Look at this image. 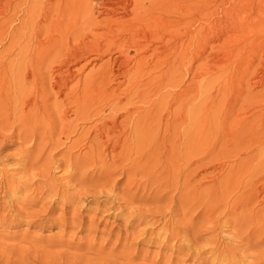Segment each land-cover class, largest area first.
I'll return each instance as SVG.
<instances>
[{
    "label": "bare ground",
    "instance_id": "bare-ground-1",
    "mask_svg": "<svg viewBox=\"0 0 264 264\" xmlns=\"http://www.w3.org/2000/svg\"><path fill=\"white\" fill-rule=\"evenodd\" d=\"M1 1L0 179L4 177H2L1 174L6 173L7 169H5V165H10V167L12 166L10 163L11 160L9 159L10 162L7 161L8 157L10 156L9 153L2 154L1 151L4 147H7H3L1 145L10 139L12 142H9L10 144L8 146L13 145V141H19L17 150L20 154L15 153V156H18V158L15 160L16 162L14 161V164L18 167L20 166L25 171H27V166L31 167V169L28 168V170L32 171V166L38 164L37 160H40L41 157L43 159L45 156H43V154L49 147H52L53 150L55 149L56 151L59 147H65L67 148V152L63 153L61 150L63 153L62 156L66 157L68 155L70 157L73 156V154L71 155L70 151L77 149L82 141L81 137L73 140L71 137L77 133H94V137L90 136L93 138L92 140L89 141L87 139V143H89L87 150L90 152V154L88 156V153L86 152L85 154L88 156L86 158L84 157L86 155H83L84 160L86 159L84 162H88V164L90 162L92 165H94V163H96L95 165H98V163L101 162L100 165L102 164V167L100 168V171L102 169L108 178L113 177L111 176V172L117 169L114 167H116V163H119L118 165H121L122 170H118L119 172L123 171L126 174L128 173V179L126 180H129V183L133 182L139 174H144V177H147V181L149 182V180H154L153 183H155V186L157 184L158 188L166 185L162 191L169 193L168 189H177L178 185L176 183L174 184L173 182L174 178H177L178 180L179 176L177 177L175 174L177 175L176 171L179 170V167L181 166L180 163L185 162L183 169L187 174L183 176L185 179L183 182H181L182 185H180V191L185 192L184 194L186 197H183L185 198V202L189 204L190 202L192 203L196 201V199H199L201 202L203 199H205L208 202H213V204L216 202L214 204L215 206L213 205L214 207H224H220L221 210L231 209L230 213L232 216H234V212H236L238 209L250 207L254 200H257L261 193H264V177H260L262 178L261 181H259V179L257 181L256 179L254 181L253 179H246V182H241L238 180L229 179V173L220 181L217 180V177L215 178L214 175L211 176L210 174L204 175L201 179L199 178L200 180L197 179L198 176L210 169L211 162H205L206 160H204L205 157H208V155L204 157L203 154L201 157H199L197 152L198 134L196 133V129H198V127H196L197 119L194 115V110H196L195 100L198 99L196 97L198 94L196 93L197 95H195V90L197 88L195 84L196 76L194 74L190 83L187 86H184L183 89L179 87V83L182 81L177 80L181 71H186L192 76L193 72L198 68V61L204 55L209 58L212 54L215 53L217 55L218 53L219 56L220 53L219 51L216 53V48L220 47V49H223L233 38H237L239 34L252 31L253 27L247 26L248 24L246 25L243 21L244 10L242 7L245 5L244 0H54V2L49 0ZM92 1H94L96 5H99L100 10L98 12L95 11V7L90 6V2ZM70 5L77 7L71 8L69 7ZM53 32L54 35L52 34ZM71 42H75V44L72 46ZM6 43L7 45L5 46ZM230 47L231 46H229V49ZM224 51L225 50H223L222 54H224ZM230 54L232 55V53ZM106 55H110V57L97 67L92 66V62L89 64L83 63V66L80 64L82 61H88L91 56H94L91 59L94 62V60H102ZM204 59H206V57ZM79 64L81 67L79 70H77ZM88 65H91L92 68L89 69L82 79L80 78L73 83L74 79H76L74 76L75 69L76 72L81 71ZM244 76L246 77V73ZM240 81L244 84L243 86L246 88L247 93L245 98L243 96L244 99L242 98L239 100L241 102L240 105H249L252 100L253 102H258L255 100L257 97L258 99L259 97L261 98V91H255L260 94H258L259 96H256L257 93L254 95L253 92L256 87L258 88V86H262V84H264L261 82V78H248L245 83L242 79ZM114 83H117L119 86L125 84V89L121 91V87H113ZM238 84L240 86L239 82ZM223 86V89H227L225 83ZM169 88H173L175 92L172 94L168 90ZM243 91L239 92L237 100L233 99L235 101L232 103H237L238 98H240V93L243 94ZM236 94H238V92ZM61 96L62 98H59V100L58 97ZM168 98H170L171 101H174L173 104H169L170 100H168ZM182 98H186L185 107L179 106V108L177 107L176 109H173L172 106L174 103H179ZM51 99H54L52 104H50V102H52ZM219 102H221V100ZM235 104L233 107L231 105L232 108L230 107L232 113L235 110L234 108L237 106V104ZM183 108H186V110L188 109L187 112L185 109L183 112ZM258 108L259 106L255 107L252 105L251 109H246L244 113L242 112L243 114L241 113L242 116H240L241 114L236 113L237 116L235 115L234 117H232L234 114H231V110H229L227 115H232V119H235L236 117L238 121L235 123V127H233L235 130L232 133H234V135L237 133L235 137L233 136L235 139L233 142L237 141L236 143L241 145L240 147L242 150L248 151L247 153L250 154L251 158V153L253 152L251 147L254 145H262V141L260 138L256 137V133L260 134L261 131H264V109L258 110ZM240 109L241 108H239V110ZM105 110H109V117L107 116V120L101 117ZM166 116H170V118L173 116L172 124L175 121H180L181 123L183 120L184 122H189V127L186 130L187 133H185L186 137L185 135L178 133L180 132L179 130H183L182 124L180 123H178L177 126L174 125L175 133L173 136H166L168 138L165 136H160L159 133L163 128L167 129L169 122L171 121L168 117V119L165 121ZM100 117L103 119V121L101 120V126L94 125L88 128L89 130L86 132H84V129L79 132V129H81V123L91 120L94 121L95 119L99 120ZM120 117L121 119L123 118V120H119L118 122ZM214 123L212 121V124ZM37 133L39 135L41 133H49L48 139L50 138V142L48 143V140L46 139V142L39 146L42 142L40 143L41 139H39ZM54 133L59 135L57 136ZM96 133L100 134L97 135ZM125 133H133V135L131 138H129V136L127 135V137ZM262 133L264 134V132ZM43 134L40 135V138H42ZM53 134L57 137H55ZM182 134H184V130L182 131ZM60 135H64V137L62 136L63 139ZM112 136H114V142L112 141ZM37 137L39 139V145L37 148H39L40 151H37L35 148L37 145ZM44 137L46 138V136ZM44 137L43 141L45 139ZM85 137H88V135ZM101 137H105L103 138L104 140L100 139ZM182 137L185 141V144L183 143L185 145V156L182 154L185 158L183 159L179 156V153H182L180 152L182 147L181 150H179V143L183 140ZM131 140L135 141V147H132ZM233 142L231 141V143ZM25 143H28L29 147H24ZM102 143H107L105 146V153H108L107 151L109 149H111L109 152L111 153L120 148V151L117 150L118 154L116 158H114V154L112 157H110V164L105 162L106 154L103 153L101 149L95 153V150L100 148ZM250 143H253V145ZM246 144H248L247 147H245ZM33 146L34 149L39 152L34 156L32 155L34 153L31 154L32 151L30 149L31 147L33 148ZM52 148L48 149L49 152L53 151ZM102 149L104 150V147ZM164 151H167L166 155H164ZM49 152L47 154H49ZM64 154H66V156H64ZM259 155L263 154L259 153ZM51 156H48L49 160ZM256 156L258 157V155ZM77 157H79V155ZM81 158L79 159L81 160ZM72 160L67 163H61L65 164L67 168H70L68 170H70L69 172L71 174V167L74 165L75 168L76 165H80L79 162L76 164L73 162L74 164L72 165ZM47 161L48 160H45V163L43 162L42 164H47ZM39 162L41 163L42 161ZM86 163L84 164L86 165ZM163 163H166V165H163ZM42 164H38L37 166H43ZM54 164L57 166L56 163ZM263 164L264 160L261 163H257L258 168H256L255 173H259V170H262L261 168L263 167ZM92 165H90V167ZM80 166H82V164ZM161 167L162 171L158 172V168ZM111 168H113V170L110 171ZM212 168L213 167L211 166V169ZM118 170H116L117 172L115 175L118 173ZM182 172L180 171L178 174H181ZM28 173L31 174L30 172ZM84 173L82 175H84ZM104 174H102V176ZM85 176L86 175H84V177ZM5 177L8 180L6 175ZM42 177L41 179H46L47 176H44L43 178ZM97 177H99V175ZM104 178L107 177L105 176ZM171 179L173 182H171ZM11 180L10 181L12 183L13 179ZM79 180H77V182H79ZM110 180L111 179L104 181L100 180L101 182L98 180L96 181L102 185H109ZM80 181L82 182L83 180ZM85 181L87 182V180ZM105 181L109 183L106 184ZM113 181L114 180H112V182ZM29 182L30 181H28V188L30 187L29 185H32V181L30 182L31 184ZM40 182L42 183V181ZM43 183L45 182L43 181ZM129 183H127V186H129ZM149 183H145V185H148ZM53 184H56L55 181ZM47 185L48 184H46V186ZM9 186L12 189H15V187H12L11 185ZM53 186L49 187V190L52 188H58ZM75 187L76 186L73 188ZM42 188L45 189L46 187L42 186ZM63 190L64 189H62V191ZM177 190V193H179V189ZM13 191L14 190H12V193ZM157 191L158 189L155 192L157 193ZM235 191L241 192L239 195L237 194L236 200L234 199L236 204H234L231 200L232 204L234 205H230L232 207L228 208L230 201H228V199ZM55 192H57L56 189ZM83 192L81 191L82 195H85ZM12 195H15V193ZM173 196L171 197L172 200L174 199ZM62 197L63 199L66 198H64V195ZM67 200H69L68 197ZM240 201L242 202L240 203ZM260 201L263 200L260 199L258 202ZM171 202L172 201L170 200V203ZM180 203L181 202H179V204ZM127 206L129 205L127 204ZM191 206L186 205L187 211L191 208ZM237 207L239 208L237 209ZM184 213H186V211ZM30 214L27 216L29 217ZM239 214L241 215L239 222L237 221V227L239 224H245L247 222L252 223V221L255 219H258V221L264 223V207L263 211L260 210L257 214ZM166 222L168 223V220ZM254 222L256 223V220ZM260 222H258L256 225L259 226ZM247 224L246 226H248ZM240 226L241 225H239V228H241ZM240 239L242 238L240 237ZM123 251L124 250H122V252Z\"/></svg>",
    "mask_w": 264,
    "mask_h": 264
},
{
    "label": "rangeland",
    "instance_id": "rangeland-1",
    "mask_svg": "<svg viewBox=\"0 0 264 264\" xmlns=\"http://www.w3.org/2000/svg\"><path fill=\"white\" fill-rule=\"evenodd\" d=\"M49 1L54 2V0H49ZM244 2L245 5L244 7H242V9L244 10L243 21L246 25L248 24L247 26L253 27L252 31H249L244 34H239L238 37L233 38L225 48L223 49L221 48L222 50L220 49V47L216 48V53L219 51L220 57L218 56V53L217 55L215 53L212 54L209 58L204 55L198 61V68L197 69L195 68L196 70L194 69L195 71L193 72L192 76L189 75L186 71H181L177 79L182 81L181 83H179V87L183 89L184 86H187L190 83L194 74L196 76L195 84L197 88L195 90L196 91L195 95L198 94L196 96L198 99L195 100L196 110H194L195 112L194 115L196 116L195 118L197 119L196 127H198V129H196V133L198 134L197 152L199 157H201L203 154L204 157L208 155V157H205L204 160H206L205 162L208 161L211 162L210 169H208L202 175L198 176L197 177L198 180H200L206 174H210L211 176L214 175L215 178L217 177L218 181L225 178L226 175H228L229 173H230L228 175L229 179L238 180L241 182L244 181L246 182V179L247 180L253 179V181L255 179L256 181L259 179V181H261V179L264 177V169H263L264 164L263 167L261 168L262 170H259V173L258 172L255 173L256 168H258L257 163H261L264 160V156H263L264 134L262 133L264 131L260 132V134L262 133L261 134L262 136L259 133H256V137L260 138V140L262 141L261 143L262 145L259 146L254 145L253 147H251V150H253V152L251 153L252 158L250 157V154L247 153L248 151H244L241 149L240 147L241 145L236 143L237 141L233 142V140H235L233 136L235 137V135L237 134L236 133L234 135V133H232L235 130L233 127H235V123H237L238 121L236 117L235 119L234 118L232 119V117H234L236 113L241 114L242 112L244 113L246 109H251L252 105L255 107L259 106L260 109L258 108V110L264 109L263 107L264 84H262V86L260 85L261 87L258 86V88L256 87L254 89L253 92L254 95L257 93L255 91H261L260 92L261 95L259 93H257L256 95V96L260 95L261 98L260 97L259 99L258 97L257 99L254 98L256 99L255 101L258 102H253L252 100V102L249 105L242 104L241 106L240 105L241 102L239 101L243 98V96L245 98L246 97L245 95H247L246 88L243 86L244 84L240 81L241 79L245 83L248 78L258 79L260 77L261 82L264 83V0H244ZM90 6L95 7L96 12L100 10L99 5L98 4L96 5L94 1L90 2ZM69 7L73 8L77 6L70 5ZM52 34L54 35V32ZM71 43L72 46L75 44V42H71ZM6 45L7 43L5 44V46ZM229 46H231L230 49ZM223 50H225L224 51V54L226 53L225 55L222 54ZM230 53H232V55ZM93 57L94 56H91L90 59H88V61L87 60L82 61L80 64L83 66L84 64H89L90 62H92L93 63L92 66L97 67L103 62H105V60H107L110 57V55H106L105 57H103L102 60H99L100 62L95 60L93 62L91 60ZM205 57L206 59H204ZM80 64L78 65L77 70H79V68L81 67ZM92 66L88 65L86 68L77 72L75 69L74 76L76 79H74L73 83L80 78L82 79L83 76H85V74L89 71V69L92 68ZM245 73H246V77L244 76ZM238 82L240 83V86ZM224 83L227 86L226 87L227 89H223ZM124 85L125 84L119 86L117 83L116 84L114 83L113 87L115 88L121 87L120 90L122 91L125 89L126 85L125 86ZM168 90L172 94L175 92L173 88H169ZM242 91L243 94L240 93L239 96L240 98H238L237 103L236 102L232 103L233 101L237 100L239 92ZM237 92L238 94H236ZM219 93L222 94L223 96L220 95ZM211 96L213 99L211 98ZM213 96H215L218 100ZM59 98H62V96L58 97V99ZM182 99L180 100L179 103L177 102L174 103L172 108L176 109L177 107L179 108V106L185 107L186 98H184L183 100ZM219 99L221 100L222 103L219 102L220 101ZM168 100H170V98H168ZM51 101L52 102H50V104L54 102V99H51ZM173 102L174 101L170 100L169 104L170 103L173 104ZM235 103L237 104V106L234 108L235 110L232 113L231 108L234 106ZM238 106L239 108H241L240 110ZM184 109L187 112L188 109L186 110V108H183L182 110L183 112ZM229 110H231V114H234L233 116L231 115L232 117L227 116ZM242 114L240 116H242ZM107 116L109 117V110H105L104 113L101 115V117L105 118L106 120L108 119ZM101 117L99 118V120L95 119L94 121L93 120L87 121L85 122L86 124L81 123L80 125L81 129H79V132L82 129H84V132H86L89 130L88 128L94 125L101 126L100 125L101 120L103 121ZM167 117L171 121L169 122L168 128L167 129L163 128L162 131L159 133L161 137L173 136V134L175 133L174 127L177 126L178 123H180V121H175L174 123L176 124L174 123L172 124L173 116L171 118L170 116H166L165 121L168 119ZM119 120L122 121L123 118L121 119L120 117L118 119V122ZM212 121L213 123L214 122L215 123L212 124ZM180 124H182V129L184 130V134H182L183 130H179L180 132L178 133H181V135H185V133H187L186 130L189 127V122L187 121L184 122L183 120V122L181 121ZM204 128L207 130H205ZM54 134L57 135V133ZM85 134L88 135V137H85L86 136ZM40 135L38 134L37 136H39V139H41L40 143L41 142L42 143L40 145L38 144L39 139L37 137L36 140L37 145L36 144H35L36 146L34 145L37 151L38 150L40 151V149L37 148V146L38 145L41 146L42 144H44L46 142V139L48 140L47 141L48 143L50 142V138L48 139L49 133L46 134L44 133L42 135V138H40L41 137ZM64 135H60V136L64 137ZM125 135L126 136L128 135L129 138H131L133 133L131 134L125 133ZM44 136H46V138ZM90 136L94 137V133H77L71 137L72 140L81 137L82 141L77 149L70 151L71 155L73 154V156L70 157L68 155L66 156V154H64V156L66 157L62 156L64 152L65 153L67 152V148L65 147L62 148L59 147L57 148V151L55 149L53 150L52 147L49 148L47 147L48 149L52 148V150L55 152L53 151L49 152V150L47 149L43 154V156L45 155L46 158L44 156L43 159L41 157L40 160L39 159L37 160L38 164H42L43 162L45 163V160H48L47 164L45 165L42 164L43 166L41 165L37 166L38 164L32 166L33 172L31 170H28V168L31 169V167L27 166L26 169L27 171H25L20 166L18 167L17 165L14 164L16 162L15 160L18 158V156L16 157L15 155L20 154L19 151L17 150V145H19V141L16 140L18 144L17 142L13 141L12 143L13 145L8 146L10 144L9 142H12L10 139L9 141L4 142L1 145L3 147L7 146L1 150L2 154L9 153L10 158L8 157L7 161L10 162L9 161L10 159L11 165L13 166L14 164V166L10 167V165L9 166L5 165L6 167L5 169H7L6 173L1 174L2 177L3 176L4 177L1 178L2 180L0 179V183H1L0 184V264H64V263L65 264H101V263L102 264H264V225H263L264 223L258 221V219H255L256 223L254 222L255 220H253L252 223L247 222L249 224L247 223L239 224L241 225L240 226L241 228H239V225L237 227L238 224L237 221L239 222L241 215L239 213H242L243 215L245 214L247 215V213L257 214L260 210L263 211L264 197L262 196H264V193H261L260 197L257 198V200L255 199L253 202L254 204L252 203L250 207L247 208L245 207L244 209L243 208L238 209L239 207H237L238 210L234 212L235 213L234 216L236 217H234L230 213L231 209L221 210L220 207L221 208L224 207L222 206H219V208L214 207L215 206L214 204L216 202L213 204V202H208L205 199L202 200L203 203L199 199H196V201L192 203L190 202L191 204L185 202V198H183L185 196L184 194L185 192L180 191L181 190L180 185H182L181 182H183L185 179V177L183 176L187 174L183 169L185 166V162H181L180 165L182 167L181 166L179 167V170L181 172L183 170V172L181 174H178V172L180 171L179 170L176 171L177 175L175 174V176L177 177L179 176L178 180L177 178L176 179L174 178V182H173L171 179V182H173L174 184L176 183L178 185L177 189H179V193H177L178 192L177 189H173V188L172 190L168 189L169 193L163 192L162 190H164V187L166 185L162 186L161 188H158L157 184L156 186L154 185L155 184L153 183L154 180L148 179L150 182L149 183L147 181V177H144L145 176L144 174L141 175L139 174L138 177L135 178L133 182L129 183V180H126L128 179L127 177L128 173L126 174L123 171L119 172V170H122L121 165H118L119 163L118 164L116 163L115 164L116 167H114L117 168L116 170L119 169L118 170L119 174L117 173L115 175V173L117 172L115 170L111 172L112 173L111 176L113 177L108 178V176L104 174L105 172L102 169L100 171V168L102 167L101 166L102 164L100 165L101 162L98 163V165H95L96 163H94L95 167L90 162L89 164L92 165L91 167L88 164V162L87 163L84 162L86 161V159L84 160V157L86 158L90 154V152L87 150V146H89V143H87L88 142L87 139L89 141L93 139ZM43 137L45 138L44 141H43ZM113 137L114 136H112V141L114 142L115 139ZM103 138L105 137H101L100 139ZM182 141H180L179 143L180 144L179 150H181L182 147V150L180 151L182 153L179 152L178 153L180 158L183 159L185 158L184 138ZM231 141L233 143H231ZM85 143L88 145H86ZM250 144L253 145V143ZM106 145L107 143L106 144L102 143L101 147L102 148L104 147V150L100 147L95 150V153L99 149H101L103 153H105ZM131 145L132 147H135L134 140H131ZM25 146L29 147V144L25 143L24 147ZM34 146L33 148L32 147L30 148L32 151L31 154L34 153L32 154L33 156L39 153L34 149ZM247 146L248 144L245 145V147ZM119 149L120 148L116 149V151H113L111 153H109L111 150L109 149L107 151L109 155L108 153H105L109 157L104 154L106 157L105 162H107V164H110L111 161L109 159L110 157L113 156V154L115 156L114 158H116L118 151H120ZM61 150L63 151V153ZM47 151L49 152L50 155L47 154L48 153ZM86 152L88 153V156L85 154ZM164 153H165L164 155H166L167 151H164ZM259 153L263 155H259ZM77 154L79 155V157H77L78 156ZM47 155L48 156L52 155L51 158L53 160L49 157L51 162L48 159ZM83 155L86 156L83 157ZM256 155H258V157ZM79 158H81L82 161ZM70 160H72L71 161L72 165L74 163L76 164L79 162L80 165L82 164V166H84L85 165L84 163H86L85 165L86 167L84 166L85 167L84 168L80 165H79L80 167L76 165L74 168L73 165V167H71L73 170V171L71 170L72 172L71 174L69 172L70 170H68L70 168H67L65 164H61L63 162L66 163L70 162ZM39 161L42 162L40 163ZM54 163H56L57 166ZM87 164L89 167L87 166ZM49 165L51 166V169ZM163 165H166V163H163ZM40 166L42 167V169ZM211 166L213 167L212 169ZM34 170L35 173L36 172L38 173L35 174ZM49 170L51 173L49 172ZM111 170H113V168H111L110 171ZM161 171H162V167L158 168V172ZM28 172H30L31 174H29ZM83 173L84 175H86L85 177L84 175H82ZM69 174H71L72 177ZM102 174H104L107 178H104L105 176L104 175L102 176ZM5 175L8 177V180L5 177ZM98 175L99 177H97ZM42 176L43 177L47 176L46 177L47 180ZM34 177L37 179V181ZM41 177L44 180L41 179ZM11 179H13L12 183H11L12 181ZM79 179L83 181L81 182ZM109 179H111L109 181L110 183L105 181L106 184L109 183V185H102L101 183H98V181L100 180L104 181ZM25 180L27 183L25 182ZM77 180H79L80 183L77 182ZM85 180H87V182ZM112 180L114 181L112 182ZM9 181L11 184L9 183ZM28 181L30 182L32 181L31 182L32 185H29L31 188L30 187L28 188ZM40 181H42V183ZM43 181L45 183H43ZM54 181L56 184H53ZM34 182L37 184V187ZM7 183L9 184L6 185ZM127 183H129V186H127L128 185ZM145 183L146 184L149 183V184L145 185ZM46 184H48L47 185L48 187L46 186ZM9 185L15 187V189L14 188L12 189ZM73 185L76 187L73 188L74 187ZM8 186L10 189L8 188ZM21 186L24 187L25 189L22 188ZM42 186L46 187L47 189L42 188ZM51 186L53 187L56 186L58 188H52L51 189L53 191L52 192L51 190H49V187ZM11 189L14 190L13 193ZM55 189L57 190V192H55ZM62 189L64 190L62 191ZM157 189L158 191L156 193L155 191ZM44 191L47 193H45ZM81 191L82 192L86 191L83 192V194L85 193V195H82ZM240 192L241 191L233 192L236 196L232 193V195L228 199V201L230 200L228 208H231L234 204H236L235 200L237 194L239 195ZM11 193L12 194L15 193V195H12ZM65 194L71 196L72 198L66 196ZM63 195L64 198L66 197L65 199H63L62 197ZM172 196L174 197L175 200L171 199ZM67 197L69 200H67ZM260 199L263 201L258 202ZM170 200L172 201L171 203L173 206L171 205ZM231 200L233 201L234 204H232ZM179 202L181 203L179 204ZM241 202L242 201H240V203ZM127 204L129 206H127ZM114 205L116 208L114 207ZM186 205L187 206L192 205L188 211ZM185 211L186 213H184ZM29 214L30 216L28 217L27 215ZM167 220L168 223L166 222ZM257 221L260 222L259 226L256 225L258 223ZM246 224L248 226H246ZM240 237L243 240L240 239ZM122 250L124 251L122 252ZM109 252L112 253L113 255L110 254Z\"/></svg>",
    "mask_w": 264,
    "mask_h": 264
}]
</instances>
